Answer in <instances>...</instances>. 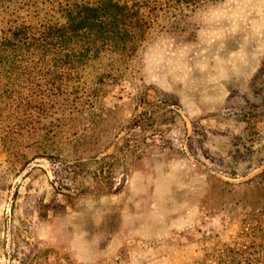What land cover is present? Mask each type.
<instances>
[{
  "label": "rangeland",
  "instance_id": "374dc122",
  "mask_svg": "<svg viewBox=\"0 0 264 264\" xmlns=\"http://www.w3.org/2000/svg\"><path fill=\"white\" fill-rule=\"evenodd\" d=\"M107 1L132 54L0 124V264H264V0H0V35Z\"/></svg>",
  "mask_w": 264,
  "mask_h": 264
},
{
  "label": "trees",
  "instance_id": "16d2710c",
  "mask_svg": "<svg viewBox=\"0 0 264 264\" xmlns=\"http://www.w3.org/2000/svg\"><path fill=\"white\" fill-rule=\"evenodd\" d=\"M101 5L103 7L76 5L75 10L63 5V23L40 28L14 25L0 35V124L10 110L15 113L17 123L25 118L16 106L21 104L26 109L28 105V101H23L25 97H21L20 89L29 77H35V111L40 113L45 105L61 97L70 84L79 82L83 66L101 49L108 47L132 54L135 46L125 44L124 38H131L133 31L141 35L145 23L141 17H134L138 14L132 6L110 1L101 2ZM106 5L114 10L108 11ZM34 73L35 76H30ZM12 93L16 97L11 96L10 103L6 104V97ZM38 122L39 119H35V123ZM5 136L0 138L2 143Z\"/></svg>",
  "mask_w": 264,
  "mask_h": 264
}]
</instances>
